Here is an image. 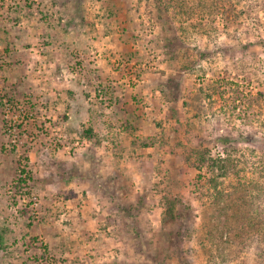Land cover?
<instances>
[{"label": "rangeland", "instance_id": "1", "mask_svg": "<svg viewBox=\"0 0 264 264\" xmlns=\"http://www.w3.org/2000/svg\"><path fill=\"white\" fill-rule=\"evenodd\" d=\"M226 154L264 222V0H0V264H264L206 233Z\"/></svg>", "mask_w": 264, "mask_h": 264}, {"label": "trees", "instance_id": "2", "mask_svg": "<svg viewBox=\"0 0 264 264\" xmlns=\"http://www.w3.org/2000/svg\"><path fill=\"white\" fill-rule=\"evenodd\" d=\"M219 140L224 143L228 139L221 137ZM201 162L208 168L211 189L214 191L208 211L205 213L206 233L211 242L218 247L228 246L232 250L240 248L243 239L247 240L264 225L262 219L252 214L256 209L255 198L250 194V190L239 183L233 185L231 189L225 188V180L238 174L237 164L230 154L203 156ZM22 170L26 171L25 168ZM180 207L182 209L176 210V204L172 202L170 211L174 212V217L187 222L192 216L191 209L187 205Z\"/></svg>", "mask_w": 264, "mask_h": 264}]
</instances>
